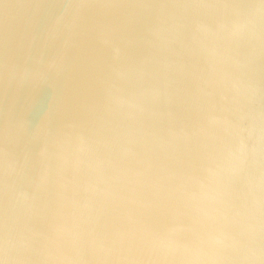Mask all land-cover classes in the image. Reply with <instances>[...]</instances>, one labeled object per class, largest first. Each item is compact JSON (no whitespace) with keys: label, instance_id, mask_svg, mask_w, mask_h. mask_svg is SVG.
Wrapping results in <instances>:
<instances>
[{"label":"water","instance_id":"1","mask_svg":"<svg viewBox=\"0 0 264 264\" xmlns=\"http://www.w3.org/2000/svg\"><path fill=\"white\" fill-rule=\"evenodd\" d=\"M0 264H264V0H0Z\"/></svg>","mask_w":264,"mask_h":264}]
</instances>
